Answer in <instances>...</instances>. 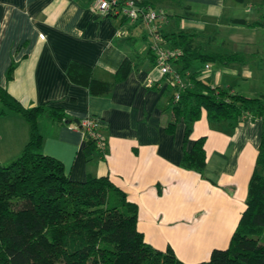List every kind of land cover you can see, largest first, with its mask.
Returning <instances> with one entry per match:
<instances>
[{"label":"crops","instance_id":"0c3cea01","mask_svg":"<svg viewBox=\"0 0 264 264\" xmlns=\"http://www.w3.org/2000/svg\"><path fill=\"white\" fill-rule=\"evenodd\" d=\"M93 2L0 0V87L23 107H56L73 122L98 117L105 148L86 157L85 135L76 122L66 125L43 112L37 118L41 152L60 161L72 180L107 176L135 203L136 227L145 242L158 250L169 246L187 264L201 263L213 248L226 247L244 207L262 124L256 118L230 123L200 117L192 122L184 148L203 136L205 164L200 171L182 168L183 122L176 123L173 134L165 132L172 120L168 85L148 58L150 37L141 25L101 15ZM154 5L174 15L173 20L167 17L162 30L194 31V44L203 52L243 56L240 63H219L216 68L209 63L206 70L200 64L201 80L226 87L238 79L236 92L264 99V87L245 86L251 68L263 76L264 40L253 32L264 26L232 22L264 21L259 2L159 0ZM208 26L211 35L197 34ZM125 58L136 66L114 81ZM70 62L88 66L96 80L111 82L110 91L91 95L72 83L65 74ZM10 64L12 76L6 80ZM27 138V123L18 113H0V164L17 157Z\"/></svg>","mask_w":264,"mask_h":264},{"label":"trees","instance_id":"16d2710c","mask_svg":"<svg viewBox=\"0 0 264 264\" xmlns=\"http://www.w3.org/2000/svg\"><path fill=\"white\" fill-rule=\"evenodd\" d=\"M157 1L142 3L153 7ZM258 1L264 7V0ZM165 15L167 19L168 14ZM232 22L246 27L264 26V21ZM159 36L161 45L179 50L171 66L183 84L173 83L170 74L161 77L167 79L172 113L165 132L173 134L176 123L183 122L182 168L200 171L205 164L203 136L194 139L188 150L184 148L192 122L200 117L230 123L256 118L262 124L244 207L226 247L213 248L200 264H264V99L242 95L231 86L211 85L199 78V69H190L193 62L240 63L242 55L203 52L194 44V31L166 32L160 28ZM146 51L154 64L149 46ZM135 66L131 59H123L114 81L124 79ZM12 70L10 64L6 80L11 78ZM65 74L91 95L106 94L112 87L111 82L94 79L91 69L81 63L70 62ZM174 92L178 94L176 100ZM0 104L1 114L5 110L18 113L28 126V138L19 155L0 164V264H187L169 246L158 250L144 241L136 227L135 203L107 176L88 175L81 181L72 180L65 175L60 161L41 152L39 115L45 112L66 125L74 123L72 118L45 104L23 107L1 87ZM74 125L85 135L86 157L93 151H104L97 148L95 140L80 126V120Z\"/></svg>","mask_w":264,"mask_h":264},{"label":"built area","instance_id":"2783aa9c","mask_svg":"<svg viewBox=\"0 0 264 264\" xmlns=\"http://www.w3.org/2000/svg\"><path fill=\"white\" fill-rule=\"evenodd\" d=\"M92 8L101 15L118 17L131 24L141 25L150 37L149 48L154 54V66L160 75L170 74L173 83L183 84L171 66V61L177 58L179 50L165 47L160 43L159 29L166 20L165 12L162 9H155L150 5L143 4L142 0H94ZM203 69H208V64H204ZM173 98L174 100L178 99L177 92H174ZM101 124V120L92 115H87L80 120V126L88 136L95 140L97 148L103 151L105 142L100 132Z\"/></svg>","mask_w":264,"mask_h":264},{"label":"rangeland","instance_id":"374dc122","mask_svg":"<svg viewBox=\"0 0 264 264\" xmlns=\"http://www.w3.org/2000/svg\"><path fill=\"white\" fill-rule=\"evenodd\" d=\"M255 1L259 2L258 0H255ZM153 8L157 9L158 7H156L155 5H153ZM169 11H170V9H167L166 10V12H168V13H169ZM191 12H194V11L192 10ZM169 14H170V16H168V17H170V20L171 19L173 20V18H174V15H172L173 13H169ZM218 29L219 28L216 27L215 30H214V35L215 36L218 35V34H216V33H218ZM166 30H168V28H166ZM211 32H212V26H208V27H206V29L203 32H201V33L200 32H197V34L199 33V36L206 37L207 35H211ZM253 35H254V37L256 39H263L264 40V29H260L258 31H254L253 32ZM215 45L217 47H219L217 43H215ZM258 47L260 48V45ZM263 48H264V45H263ZM261 64L264 66V61H262ZM212 66H213V68H216L217 66H219V63L218 62H213L212 63ZM190 69H192V70L200 69V63L199 62H193ZM250 71L252 72V76H251L250 79H248V81L246 82L245 86L247 87V85H249L251 87H255L256 88L257 84H259V87L260 88L264 87V70H262V75H263L262 77H259L261 74H260V72L258 70H255L254 68H251ZM235 80H236V81H234L235 83H233L231 85V87L235 91H238V85L240 84V81L238 79H235ZM196 264H200V263H196Z\"/></svg>","mask_w":264,"mask_h":264},{"label":"water","instance_id":"95a60500","mask_svg":"<svg viewBox=\"0 0 264 264\" xmlns=\"http://www.w3.org/2000/svg\"><path fill=\"white\" fill-rule=\"evenodd\" d=\"M74 122H77V119H74Z\"/></svg>","mask_w":264,"mask_h":264}]
</instances>
